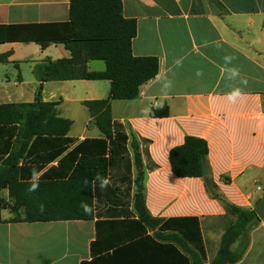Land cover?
Wrapping results in <instances>:
<instances>
[{"label": "crops", "instance_id": "crops-1", "mask_svg": "<svg viewBox=\"0 0 264 264\" xmlns=\"http://www.w3.org/2000/svg\"><path fill=\"white\" fill-rule=\"evenodd\" d=\"M69 10V0H0V25L15 27L24 36L0 43V55L11 52L9 62L0 63V104L33 102L41 83L35 67L48 59L71 57L63 43L42 47L36 42L48 39L56 24L68 22ZM122 11L137 23L134 56L159 60L158 75L142 85L137 99L112 102L113 119L129 136L132 177L139 170L131 149L135 136L148 210L164 220L198 217L209 263L230 220L222 218L225 206L211 195L203 178H180L172 172L170 152L187 135L204 138L208 172L222 196L247 209H255L264 198V0H124ZM226 56L233 57L231 63L225 62ZM98 61H89V70L104 71L106 63ZM232 68L239 70V77L231 76ZM169 81L171 88L166 87ZM237 87L243 96L232 101L228 94ZM109 91L108 80L43 83V100L59 101L60 116L73 122L68 136L74 144L64 155L85 138L102 137L96 127H89L84 102L106 98ZM165 106L169 116H150L152 107ZM100 207L104 211L110 206ZM103 219L113 218L0 223V264L92 261V243L99 233L106 238L104 227L98 231L97 225ZM232 250L243 253L233 264H264V218L253 221Z\"/></svg>", "mask_w": 264, "mask_h": 264}, {"label": "trees", "instance_id": "trees-1", "mask_svg": "<svg viewBox=\"0 0 264 264\" xmlns=\"http://www.w3.org/2000/svg\"><path fill=\"white\" fill-rule=\"evenodd\" d=\"M123 1L69 0L70 20L56 24L48 39L36 42L42 47L63 43L71 57L48 59L35 67L41 83L33 102L0 104V223L112 217L97 221L98 231L104 227L106 238L98 234L92 243L96 255L82 264L236 263L243 253L233 251L232 245L259 218L255 209L228 202L210 174L203 175V164L208 169L209 153L204 138L187 135L182 145L171 150L169 159L176 176L203 178L211 195L225 206L226 215L222 218L230 220V224L209 263L198 217L164 220L153 217L148 210L140 143L135 136L131 149L139 170L135 179L132 177L129 136L124 125L113 119L112 102L137 99L142 85L158 75L159 60L134 56L137 23L124 17ZM17 31L15 27L0 25V43L23 38ZM10 55L11 52L0 55V63L9 62ZM92 60L104 61L106 69L89 70L88 62ZM66 80H108L110 91L106 98L84 102L91 116L89 127H96L102 137L85 138L64 155L74 144L68 136L73 122L60 116L59 101H44L41 90L44 82ZM169 115L168 106L150 109L152 117ZM56 160L57 164L52 165ZM104 179L108 183L101 187ZM223 180L230 181L226 177ZM30 181L39 184L37 191L27 192ZM81 202L93 209L92 214L82 211ZM100 206L110 207L101 211ZM5 210L16 217L4 218ZM150 231L154 233L151 235Z\"/></svg>", "mask_w": 264, "mask_h": 264}, {"label": "clouds", "instance_id": "clouds-1", "mask_svg": "<svg viewBox=\"0 0 264 264\" xmlns=\"http://www.w3.org/2000/svg\"><path fill=\"white\" fill-rule=\"evenodd\" d=\"M224 59H225V62H226V63H231L233 57H231V56H226ZM177 63H179V62H177ZM230 72H231V76H232L233 78L239 77V70H238V69H236V68H232V69H230ZM198 75H199V73H198ZM241 83L246 84V81H245V80H241ZM166 87H167V88H171V87H172V84H171L170 81L166 84ZM228 96H229V99H230V100L235 101V100H237L238 98H240V97L243 96V91H242L241 88L237 87V88H234V89L228 94ZM32 177H33V180H35V178H36V171H35V170H33V172H32ZM107 183H108V181H107L106 179L101 180V181H100V186H101V187H105V186L107 185ZM38 188H39V184H38V183H36V182H31V181H30V182H29V187H28V189H27V192L31 193V192L37 191ZM80 207H81L82 211H83L85 214H89V215L92 214L93 209H92L87 203L81 202ZM41 208H43V206H41Z\"/></svg>", "mask_w": 264, "mask_h": 264}, {"label": "water", "instance_id": "water-1", "mask_svg": "<svg viewBox=\"0 0 264 264\" xmlns=\"http://www.w3.org/2000/svg\"><path fill=\"white\" fill-rule=\"evenodd\" d=\"M209 174L208 169L205 164H203V175L207 176ZM255 212L259 219L264 218V198L256 203Z\"/></svg>", "mask_w": 264, "mask_h": 264}, {"label": "rangeland", "instance_id": "rangeland-1", "mask_svg": "<svg viewBox=\"0 0 264 264\" xmlns=\"http://www.w3.org/2000/svg\"><path fill=\"white\" fill-rule=\"evenodd\" d=\"M97 63H99V65H103V66L105 64L103 61H98ZM12 71L13 70H11V72ZM3 195L5 197H7V194H5V192H4ZM20 216H23V215L21 214ZM3 217L6 218V219H8V218H11V217H16V215H12V214H10V212L8 210H5V211H3ZM71 232H72V235H73L74 234V231L71 230ZM80 241H84V235L83 236H80ZM13 257H11V259H13ZM14 259L16 260V257Z\"/></svg>", "mask_w": 264, "mask_h": 264}]
</instances>
